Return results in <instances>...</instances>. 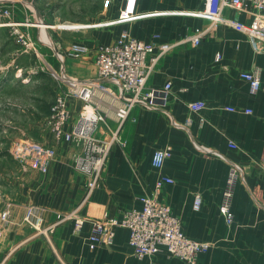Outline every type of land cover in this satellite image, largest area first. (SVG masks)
I'll use <instances>...</instances> for the list:
<instances>
[{
  "label": "crops",
  "instance_id": "0c3cea01",
  "mask_svg": "<svg viewBox=\"0 0 264 264\" xmlns=\"http://www.w3.org/2000/svg\"><path fill=\"white\" fill-rule=\"evenodd\" d=\"M124 1L104 6L98 22L82 25L75 39L69 40L86 44L88 53L60 59L56 76L62 86L58 94L67 93L70 107L67 129L73 127L83 103L68 93L78 81L94 87L91 103L107 116L102 128L114 129L118 124L116 111L123 102L110 84L97 77L95 57L101 44L113 41L123 30L144 41L172 42L211 25L199 14L206 0H138L136 15L120 20ZM223 16L248 24L253 20L251 14L233 7H225ZM256 66L262 68L264 80V51H257L245 33L224 23L210 27L198 45L184 43L168 51L148 80L157 89L172 82L167 103L132 110L135 120L122 130L126 145L112 146L89 195L87 174L73 158L74 146L55 140L47 131L45 143L55 147L56 157L45 170L21 167L17 175L21 193L10 200L11 223L0 240V261L7 257L6 264H191L165 250L137 257L129 244V229L122 226L116 227L110 244L88 242L92 220L105 212L120 217L126 209H140L141 197L147 195L167 203L190 238L212 243L196 264H264V89L251 92L241 76ZM196 100L205 101L198 112L188 106ZM165 147L171 156L161 167L154 166V151ZM235 164L241 170L233 185L234 221L229 225L220 205ZM163 177L173 181L158 187ZM197 193L202 197L199 209L194 208ZM29 208L44 218V225H56L35 235L36 230L23 221ZM64 213L87 221L75 231V217L60 221Z\"/></svg>",
  "mask_w": 264,
  "mask_h": 264
},
{
  "label": "built area",
  "instance_id": "2783aa9c",
  "mask_svg": "<svg viewBox=\"0 0 264 264\" xmlns=\"http://www.w3.org/2000/svg\"><path fill=\"white\" fill-rule=\"evenodd\" d=\"M137 1L125 0L118 18L129 20L134 17ZM110 4L111 0H105V7ZM225 7H233L251 14L252 22L248 24L224 17ZM6 13L9 14V11ZM199 14L211 21L210 27L224 23L242 31L257 51H264V0H206L205 9ZM210 27L199 28L176 41L162 43L144 41L133 36L129 31L123 30L113 41L105 42L97 48L95 57L97 77L100 81L110 84L123 102L116 111L118 124L114 129L102 128L107 116L97 111L92 105L94 87L90 82L78 81L68 91L83 101L71 129L66 128L71 116L67 93L57 95L47 118V127L55 140H65L74 146V161L77 167L87 174L88 195L98 184L100 173L112 146L115 143L126 145L127 140L123 137L122 130L129 120H135L132 110L139 105L156 109L167 103L172 87L171 81H167L162 89L148 85V80L159 60L168 51L181 44L198 45ZM13 29V33L25 49L37 51L35 41L29 32L18 26ZM88 51L89 47L86 44L75 41L65 45L58 56L60 59H78ZM217 56L221 57L220 54ZM261 69L256 66L241 72V76L249 82L253 93L264 89ZM188 106L192 111L198 112L205 107V101H190ZM226 108L230 111L236 110L233 106ZM244 111L252 112L251 109H244ZM230 145L236 146L233 142H230ZM171 153L168 147L156 149L152 158L153 165L161 167ZM13 154L30 168L45 170L56 157V149L47 144L17 143L13 147ZM240 170L237 164L231 166L224 191L225 199L220 205V212L229 225L234 221L231 197L233 185L240 175ZM172 181L170 177H163L158 181L157 186L160 187L164 182ZM141 200L143 206L140 209H126L120 217H111L105 212L102 217L92 220L88 242L92 246L110 244L114 240L116 227L122 226L129 229V244L137 257L142 258L165 250L169 255L179 257L191 264H196L199 254L208 251L212 246L209 241L190 238L183 231L181 218L173 213L167 203L147 195H143ZM201 204L202 197L197 193L194 198V208L199 209ZM11 210V202L4 201L0 210V240L3 239L11 223ZM71 217H75L74 213H64L60 221ZM23 221L36 230L35 235L47 233L56 225V223L44 225V218L36 215L33 208L27 210ZM86 221L85 217H75L74 230L80 231ZM6 258H3L0 264H6Z\"/></svg>",
  "mask_w": 264,
  "mask_h": 264
},
{
  "label": "rangeland",
  "instance_id": "374dc122",
  "mask_svg": "<svg viewBox=\"0 0 264 264\" xmlns=\"http://www.w3.org/2000/svg\"><path fill=\"white\" fill-rule=\"evenodd\" d=\"M104 2L0 0V210L17 199V175L29 167L14 156V145L46 144L47 118L62 89L58 53L79 28L99 21ZM16 26L30 33L39 54L21 45Z\"/></svg>",
  "mask_w": 264,
  "mask_h": 264
}]
</instances>
